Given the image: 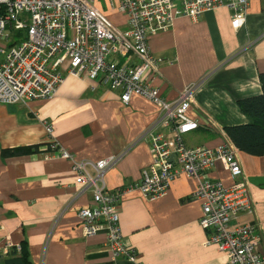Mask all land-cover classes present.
Instances as JSON below:
<instances>
[{
	"label": "crops",
	"instance_id": "0c3cea01",
	"mask_svg": "<svg viewBox=\"0 0 264 264\" xmlns=\"http://www.w3.org/2000/svg\"><path fill=\"white\" fill-rule=\"evenodd\" d=\"M99 8L112 25L125 28L122 13L104 2ZM245 13L236 30L230 11L219 6L196 21L177 16L168 29L147 38L150 53L162 59L152 81L159 97L172 101L185 86L195 85L186 115L197 126L182 135L186 146L215 148L230 141L225 126L250 122L236 101L261 93L264 0H249ZM158 115V106L142 94L132 93L124 104L119 91L68 73L50 98L0 104V239L22 245L31 264H229L214 244H205L200 201L191 197L194 177L180 173L152 199L129 189L152 161L149 133ZM162 133L170 139V131ZM51 140L77 160L114 157L95 184L121 191L118 225L135 251L133 259L112 260L103 226L83 234L78 210L91 204L92 186L76 183L71 162L49 149ZM29 145L38 151L1 154ZM238 155L254 211L240 213L230 226L255 222L264 230V155L239 150ZM207 177L224 187L233 183L223 159L213 163Z\"/></svg>",
	"mask_w": 264,
	"mask_h": 264
},
{
	"label": "built area",
	"instance_id": "2783aa9c",
	"mask_svg": "<svg viewBox=\"0 0 264 264\" xmlns=\"http://www.w3.org/2000/svg\"><path fill=\"white\" fill-rule=\"evenodd\" d=\"M100 2L125 16V28L112 25L100 10ZM249 0H0V104L12 105L50 98L65 73L98 80L119 91L127 104L132 93L144 95L159 108L149 133L152 161L140 171L129 189L145 199L164 193L180 173L197 180L191 197L200 201L198 222L207 232L205 244H214L229 264H264V230L255 222L235 224L240 213H252L253 201L238 155L225 140L215 148L186 146L182 135L197 124L186 115L195 85H187L172 101H165L152 86L154 73L162 62L147 45L149 34L166 30L184 15L196 21L205 11L224 6L231 13L233 29L245 22ZM14 32H22L13 39ZM133 58V60H132ZM162 129L171 133L165 137ZM52 154L71 162L76 183L92 186V202L78 210L84 235H93L103 226L112 260L133 259L135 251L122 239L118 225L121 191H105L96 186L103 169L114 157L91 163L77 160L67 150L49 142ZM223 159L233 183L224 187L207 177V171ZM91 166L94 170H88ZM12 243L0 239V258Z\"/></svg>",
	"mask_w": 264,
	"mask_h": 264
},
{
	"label": "trees",
	"instance_id": "16d2710c",
	"mask_svg": "<svg viewBox=\"0 0 264 264\" xmlns=\"http://www.w3.org/2000/svg\"><path fill=\"white\" fill-rule=\"evenodd\" d=\"M21 35L22 32H14L12 34L13 39L8 45H11L12 42L21 37ZM259 82L261 86L260 94L241 98L236 101L240 111L249 118L250 122L224 127L231 143L239 151L250 155H264V72L259 73ZM37 151V145H29L26 147L3 149L1 154L6 157ZM15 253H19V255L14 256ZM10 254L8 257H1L0 264H31L22 245H20L18 251L12 249Z\"/></svg>",
	"mask_w": 264,
	"mask_h": 264
}]
</instances>
